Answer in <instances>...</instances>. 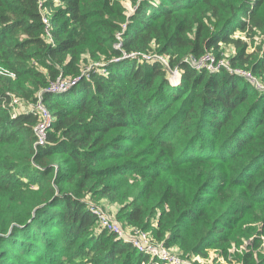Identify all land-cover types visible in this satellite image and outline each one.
Masks as SVG:
<instances>
[{
    "label": "trees",
    "instance_id": "obj_1",
    "mask_svg": "<svg viewBox=\"0 0 264 264\" xmlns=\"http://www.w3.org/2000/svg\"><path fill=\"white\" fill-rule=\"evenodd\" d=\"M123 1L0 0V264H157L102 226L100 199L187 258L262 241L264 91L233 70L264 82V0ZM153 53L168 64L116 61ZM206 53L229 68L183 62ZM248 248L233 257L264 264Z\"/></svg>",
    "mask_w": 264,
    "mask_h": 264
},
{
    "label": "built area",
    "instance_id": "obj_2",
    "mask_svg": "<svg viewBox=\"0 0 264 264\" xmlns=\"http://www.w3.org/2000/svg\"><path fill=\"white\" fill-rule=\"evenodd\" d=\"M47 24V35H50V21L49 17L46 16L44 19ZM126 57H143L146 60L150 61H161L164 64H168V59L165 56L159 55L157 53L153 54H143V55H135V54H127L121 58ZM121 58L116 59L120 60ZM183 62L189 63L191 66L195 67L198 70L206 69L212 72L220 71L223 67H228V62L225 60H218L212 53H206L201 57L195 56H186L183 59ZM90 67L85 72V76H89L88 73L90 71ZM178 71V69H173L171 73ZM234 73H237L241 76L246 77L251 83H255L254 86L260 90H264V84L260 83L255 75H253L249 71H245L242 69L235 68ZM80 77L77 79L66 82L64 80L59 81L57 84L53 85L48 91L52 93H63L68 91L70 88L77 85L80 81ZM262 81V80H261ZM263 82V81H262ZM180 82H177L173 85H178ZM264 83V82H263ZM23 109V111H27V105L18 100H15V105L13 106L14 114H16L17 109ZM31 111H35L41 114V121L36 125V133L38 136V144H44L46 141V133L47 130L51 127L53 123V116L51 112L41 103L39 100L35 105H30L29 108ZM90 209L94 214H97L102 226L107 227L108 230L118 234L119 237L125 238L126 242H130L139 252L144 254H148L153 258H156L157 264H185L186 257L179 254L178 249L176 247H168L165 243H153L148 236L147 231L142 230H134L132 233L127 232L125 228L123 229L117 220L114 217L106 215L102 210V208L95 203L90 204ZM115 216V215H114ZM176 251V252H175Z\"/></svg>",
    "mask_w": 264,
    "mask_h": 264
},
{
    "label": "rangeland",
    "instance_id": "obj_3",
    "mask_svg": "<svg viewBox=\"0 0 264 264\" xmlns=\"http://www.w3.org/2000/svg\"><path fill=\"white\" fill-rule=\"evenodd\" d=\"M123 5L126 7L128 14L134 12L135 8H134V6L132 5V3L129 0H124L123 1ZM255 39H256V41L259 40L258 37H255ZM255 46L256 45L253 46L254 49H255ZM234 50H235L234 47H226L225 51H224L225 52L224 55H226V56L231 55ZM181 78H182V73L179 70L171 73L170 80H171V82L173 84H176L177 82H180ZM257 79H258V81L260 83L264 84L259 77H257ZM98 205L103 209L102 211L106 215L114 217V218H115L114 215H116V213L120 209V204L119 203H117V202L116 203H111V202H109L106 199H100L98 201ZM117 222L124 229L122 224L119 221H117ZM125 230L128 231L127 228H125ZM253 231H255V229ZM260 238H261L262 241H260V244H259V246L257 248H256V244L254 243V241L256 239L255 236L250 237L248 240H245V242H243L242 245L239 248H237V246L235 244H233L232 247L229 249V252H230L229 256H226L225 254H223L220 251L219 248H210V249H208L207 250V252H208L207 256H196L194 258H191V257L187 258L184 255L187 258L185 264H240V261H238L236 258H234L233 254L236 251H239V252H242L243 250H247L248 251L249 250L248 246H252L253 244H254V250H255L256 255H257V253L264 255V236L261 235ZM179 253L182 254L180 251H179ZM144 264H152V263H144Z\"/></svg>",
    "mask_w": 264,
    "mask_h": 264
},
{
    "label": "water",
    "instance_id": "obj_4",
    "mask_svg": "<svg viewBox=\"0 0 264 264\" xmlns=\"http://www.w3.org/2000/svg\"><path fill=\"white\" fill-rule=\"evenodd\" d=\"M121 59H123V58H121ZM121 59H120V60H121ZM172 84H173V83H172Z\"/></svg>",
    "mask_w": 264,
    "mask_h": 264
}]
</instances>
